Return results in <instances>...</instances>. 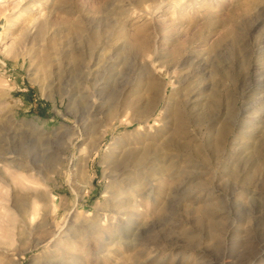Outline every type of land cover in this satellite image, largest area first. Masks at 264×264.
Instances as JSON below:
<instances>
[{
    "label": "rangeland",
    "instance_id": "obj_1",
    "mask_svg": "<svg viewBox=\"0 0 264 264\" xmlns=\"http://www.w3.org/2000/svg\"><path fill=\"white\" fill-rule=\"evenodd\" d=\"M0 264H264V0H0Z\"/></svg>",
    "mask_w": 264,
    "mask_h": 264
},
{
    "label": "bare ground",
    "instance_id": "obj_2",
    "mask_svg": "<svg viewBox=\"0 0 264 264\" xmlns=\"http://www.w3.org/2000/svg\"><path fill=\"white\" fill-rule=\"evenodd\" d=\"M156 66V65H155ZM154 66V67H155ZM156 68V67H155ZM157 70V69H156ZM145 121V120H144ZM105 133H106V129H105V125H102L101 126V128H98L96 131H95V133L92 135V137H91V141H90V145H89V148H88V150H87V152H86V154L84 155V156H82V157H80L79 159H80V161H81V165H82V167H86L87 165H88V160H89V158H90V156H91V154H93V152L97 149V145L99 144V142H100V140L104 137V135H105ZM4 161H6V163H7V165L8 166H14L16 169H21L20 168V166H17V165H15V164H12V161H11V159H7V158H4L3 159ZM28 170H31V168H27ZM24 180H29V178L31 177V175L28 173V171H26V172H23V170H21V174H19ZM39 175H41L42 177H40V179L41 178H44V174L42 175V173L41 174H39ZM39 179V178H38ZM35 183H37V182H35ZM34 195H35V197H39V198H47V199H49V195H48V193H47V191L45 192V190H40V191H37L36 189H35V192H34ZM26 217H28L29 219H33V217H31V213L30 212H27V215H26Z\"/></svg>",
    "mask_w": 264,
    "mask_h": 264
}]
</instances>
